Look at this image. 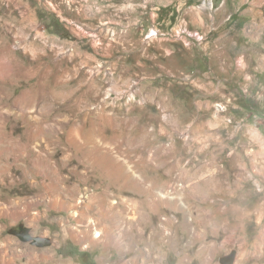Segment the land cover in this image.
I'll return each instance as SVG.
<instances>
[{"label": "rangeland", "instance_id": "374dc122", "mask_svg": "<svg viewBox=\"0 0 264 264\" xmlns=\"http://www.w3.org/2000/svg\"><path fill=\"white\" fill-rule=\"evenodd\" d=\"M0 56V264H264V0H0Z\"/></svg>", "mask_w": 264, "mask_h": 264}, {"label": "bare ground", "instance_id": "6f19581e", "mask_svg": "<svg viewBox=\"0 0 264 264\" xmlns=\"http://www.w3.org/2000/svg\"><path fill=\"white\" fill-rule=\"evenodd\" d=\"M212 3V0H210V4ZM2 67H3V58H2V56H0V74L2 75ZM0 75V76H1ZM90 136H92V135H90ZM92 138V137H91ZM93 138H94V136H93ZM95 139V138H94ZM90 140V139H89ZM98 236V235H97ZM96 236V237H97ZM198 240V239H197ZM202 240H203V238H202ZM210 252H214V253H218V252H220V250L219 249H217V248H211V249H209V248H206V247H204V248H201V249H199V250H197V258L198 259H200V260H203L204 259V257H206V256H203V255H205V254H207V253H210ZM186 258V257H185Z\"/></svg>", "mask_w": 264, "mask_h": 264}]
</instances>
